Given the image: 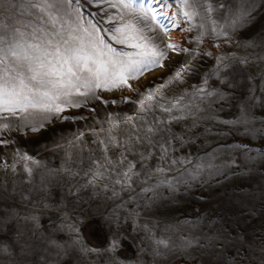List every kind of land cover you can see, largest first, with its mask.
<instances>
[{"label": "rangeland", "instance_id": "rangeland-1", "mask_svg": "<svg viewBox=\"0 0 264 264\" xmlns=\"http://www.w3.org/2000/svg\"><path fill=\"white\" fill-rule=\"evenodd\" d=\"M16 2L21 7L0 13V22L29 34L34 16L22 15L23 4ZM210 2L228 7L209 16L201 6L189 22L179 0L167 5L136 0L134 12L103 0H78L82 18L71 15L70 22L95 24L107 43L130 52L111 35L122 22L135 20L168 59L164 67L129 81L132 90H97L99 99L74 96L80 107L50 114L37 131L16 119L10 131H0V248L8 249L0 252V264H264V0H246L250 14L238 25L230 24L228 8L235 12L240 0ZM141 8L157 12L167 36L150 16L141 19ZM6 35L12 38L11 31ZM169 42L189 51L168 49ZM186 61L191 71L176 80L174 71ZM218 67L223 70L213 76ZM161 84L169 99L187 100L186 94L201 85L218 93L197 99L204 110L195 122L188 116L168 125L182 138L173 139L169 157L192 163L166 165L158 147L142 160L141 154L149 153L138 144L135 155L125 153L136 164L130 184H115L118 169L93 163H104L99 140L106 139L110 121L137 115L140 94ZM244 114L249 124L231 123ZM113 151L120 150L110 148L108 155ZM209 153H215L219 170L196 174L195 164ZM157 167L171 171L155 173ZM150 171L155 174L145 182ZM148 187L152 190L142 191ZM161 238L169 248L154 254V242Z\"/></svg>", "mask_w": 264, "mask_h": 264}, {"label": "snow or ice", "instance_id": "snow-or-ice-1", "mask_svg": "<svg viewBox=\"0 0 264 264\" xmlns=\"http://www.w3.org/2000/svg\"><path fill=\"white\" fill-rule=\"evenodd\" d=\"M21 2L23 4L21 14L26 12L34 16L35 26L32 27L31 33L26 34L18 27L9 29L8 25L0 22V131H10L13 119L20 120L24 126H31L33 131H37L43 127L44 121L48 120L50 114L59 115L66 108L80 107L82 101L73 99L74 96L99 99L95 96L97 90L113 91L122 88L132 90L129 81H138L145 73L164 67L163 61L168 59L165 50L147 37L144 29L135 20L124 21L112 30V40L133 49L130 52L118 51L104 40L99 34L101 30L95 24L83 27L67 19L71 15L75 16L76 21L82 18L78 0L75 4L74 0H21ZM103 2L108 3L110 7L128 9L133 12L137 6L136 0H103ZM155 2L167 5L168 0H155ZM179 3L182 6L183 15L189 22L200 15L201 6L209 13V16L217 7H228L223 3H218L214 7L210 0H204L203 4L200 0H179ZM69 6L72 7L71 13L68 12ZM20 7L16 0H0V13ZM228 11L230 24L237 25L245 21L250 14L246 0H240L235 12L230 7ZM141 13L142 20L150 16L164 30L165 36L168 35L166 26L160 23V18L154 9L141 8ZM164 19L170 18L165 15ZM212 24V30L216 31L214 20ZM30 26L31 24L25 25L26 28ZM199 26L204 27L203 24ZM8 31L12 33L11 39L6 35ZM219 34L226 35L223 32ZM166 48L179 52L189 51L170 42L166 44ZM206 54L211 55V53ZM221 70L223 69L219 67L214 69L212 75H218ZM190 71L191 65L186 61L174 71V78L182 81L184 74ZM204 83L206 84L207 80ZM165 87L161 84L154 88H147L140 94L142 98L138 102V114L127 116L120 121H110L111 127L106 130V139L99 140V143L104 146V163L100 164L99 160L93 163L97 164L98 168L106 166L113 171L118 169L115 184H130L131 176L135 174L133 170L136 164L128 160L125 153L135 155L134 148L138 144L144 146L149 153L148 156L141 154L142 160L149 159L152 149L158 147L160 159L166 165L192 163L190 158L169 157L173 139L182 138L176 137L168 125L172 121L178 122L188 116H192L195 122L196 113L204 110L196 102L197 99L203 101L218 93L201 85L193 93L186 94L187 100L184 96L169 99L163 91ZM156 112L166 115L161 119L155 115ZM174 112L180 115H174ZM80 118L83 119V117ZM231 123L246 126L250 123V119L247 114H244L239 121ZM121 125L130 127L124 129ZM110 148L120 151L118 153L113 151L112 155H108ZM21 158L32 159L27 155ZM215 160V153H209L206 157L199 159L193 171L200 174L207 170L209 175H213L215 174L213 170L218 171L220 167L215 164ZM125 164V167H121ZM28 171L30 173L31 169ZM166 171H171V167L155 169V173L160 174ZM155 173L150 171L145 182ZM96 175L102 176L103 173L97 171ZM177 179L179 181L180 178ZM160 183L170 182L162 180ZM151 190V187H148L142 191L147 193ZM154 243L156 245L153 249L154 254H159L161 247L169 248V242L166 239H157ZM117 246L118 241L113 240V249ZM7 250V248H0V252ZM91 251L96 250L91 249Z\"/></svg>", "mask_w": 264, "mask_h": 264}]
</instances>
